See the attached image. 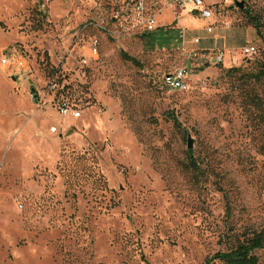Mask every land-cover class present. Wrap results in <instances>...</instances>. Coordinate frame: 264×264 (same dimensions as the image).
Returning a JSON list of instances; mask_svg holds the SVG:
<instances>
[{
  "label": "rangeland",
  "instance_id": "1",
  "mask_svg": "<svg viewBox=\"0 0 264 264\" xmlns=\"http://www.w3.org/2000/svg\"><path fill=\"white\" fill-rule=\"evenodd\" d=\"M205 3L94 30L92 57L73 36L107 0H0V264H202L264 231V0ZM183 65L187 90L160 87Z\"/></svg>",
  "mask_w": 264,
  "mask_h": 264
},
{
  "label": "built area",
  "instance_id": "2",
  "mask_svg": "<svg viewBox=\"0 0 264 264\" xmlns=\"http://www.w3.org/2000/svg\"><path fill=\"white\" fill-rule=\"evenodd\" d=\"M190 4L195 7V12L203 17L212 15V6H208L205 0H107V8L109 14L105 20L98 21L95 19H87L81 24L79 30L74 34V40L77 45L81 42L88 44L90 56L97 57L100 51V42L96 34L89 35L92 31L97 30L101 33L119 35L122 32L134 31L137 33H152L159 28L165 27L159 21V16L166 10L172 9L176 12L177 8H186ZM178 17V14H177ZM88 34V41L83 36ZM185 30H179V37L185 42ZM195 42H199L200 38H195ZM246 55H254L258 52L255 45H247L244 48ZM190 56L197 57L196 50L190 51ZM11 64V55L4 54L0 58V66H8ZM190 70L183 65L174 70L165 71L159 77V85L162 88L170 90H187L190 87L191 79ZM59 110L63 116H71L74 119L80 118L81 111H76L66 99H62L59 103ZM57 130L56 127L53 128Z\"/></svg>",
  "mask_w": 264,
  "mask_h": 264
},
{
  "label": "trees",
  "instance_id": "3",
  "mask_svg": "<svg viewBox=\"0 0 264 264\" xmlns=\"http://www.w3.org/2000/svg\"><path fill=\"white\" fill-rule=\"evenodd\" d=\"M250 18L257 32L260 33L261 23L259 19L252 14H250ZM123 56L135 64L140 63L135 57L129 55L126 52H123ZM253 77H255L258 82H261L264 85V67L261 68L257 73L253 74ZM173 119L176 125L180 123L177 117H174ZM189 153V165L193 168L199 167V164H197V161L194 159L191 150ZM261 248H264V231L257 233L252 238L246 239L244 242L232 247L229 251L216 252L212 256L208 257L202 264H217V261H219L220 264H260L259 256L254 251Z\"/></svg>",
  "mask_w": 264,
  "mask_h": 264
},
{
  "label": "water",
  "instance_id": "4",
  "mask_svg": "<svg viewBox=\"0 0 264 264\" xmlns=\"http://www.w3.org/2000/svg\"><path fill=\"white\" fill-rule=\"evenodd\" d=\"M240 7H243V3L242 2H238ZM194 145V140L191 136L188 137V147L192 148Z\"/></svg>",
  "mask_w": 264,
  "mask_h": 264
}]
</instances>
